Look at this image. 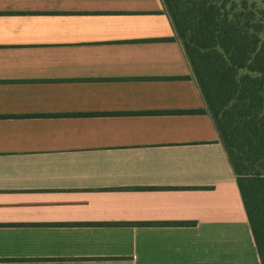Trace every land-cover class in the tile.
Returning a JSON list of instances; mask_svg holds the SVG:
<instances>
[{
  "label": "crops",
  "instance_id": "crops-1",
  "mask_svg": "<svg viewBox=\"0 0 264 264\" xmlns=\"http://www.w3.org/2000/svg\"><path fill=\"white\" fill-rule=\"evenodd\" d=\"M0 264H261L162 0H0Z\"/></svg>",
  "mask_w": 264,
  "mask_h": 264
},
{
  "label": "trees",
  "instance_id": "trees-1",
  "mask_svg": "<svg viewBox=\"0 0 264 264\" xmlns=\"http://www.w3.org/2000/svg\"><path fill=\"white\" fill-rule=\"evenodd\" d=\"M162 2L236 176L264 264V0Z\"/></svg>",
  "mask_w": 264,
  "mask_h": 264
}]
</instances>
